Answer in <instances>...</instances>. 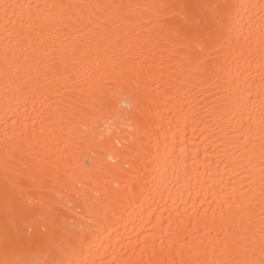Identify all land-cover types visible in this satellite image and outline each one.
<instances>
[{
  "label": "bare ground",
  "instance_id": "1",
  "mask_svg": "<svg viewBox=\"0 0 264 264\" xmlns=\"http://www.w3.org/2000/svg\"><path fill=\"white\" fill-rule=\"evenodd\" d=\"M223 2L0 0V5L40 6L33 9V17L26 24L17 20L15 27L8 25L7 31L0 7V238L10 198L22 189L23 202L33 201L29 206L36 209L34 218L38 223L46 211L43 205L51 202L62 206V211L69 209L64 216L75 220L76 227L83 224L92 232L95 247L91 254L81 256L82 260L98 259L96 249L101 244L108 258L120 264L140 259L138 250L132 255V249L121 247L117 240L126 242L137 232L156 230V217H161L166 226L171 220L173 231H199L205 243L222 246L226 239L239 243L254 234L259 239L258 164L264 142L260 139L262 113L256 94L264 71V9H241L242 28L230 36L226 34L216 47L200 51L185 38L189 29L181 9L165 21L153 18L133 26L120 18H109L106 25L97 28L82 26L76 16L61 23L62 10L45 7ZM227 2L264 4V0ZM24 15L27 19V9ZM6 46L10 72L7 92ZM98 83L117 90L138 84L143 92L150 93L151 140L155 142L159 137L171 145L175 137L176 153L183 161L157 172L152 183L143 186L138 201H125L119 214L109 211L106 218L89 217L84 200L77 199L76 194L111 206L110 198L126 185L139 189L143 181L138 179L140 162L128 151L135 133H129L119 123L94 128L85 115L90 111L85 101L94 88L98 90ZM249 94L256 99L254 107L244 104ZM249 133L255 137L254 158L245 152L244 140L235 139ZM117 138L125 147L116 145ZM221 160L224 162L217 167ZM44 174L56 179H45L41 184ZM77 209L84 219L73 215ZM204 216L207 227L200 222ZM185 256L214 258L211 247L204 254L186 252ZM151 258V251L143 257ZM3 259L0 244V260ZM156 259H168L167 253L161 256L157 252Z\"/></svg>",
  "mask_w": 264,
  "mask_h": 264
},
{
  "label": "snow or ice",
  "instance_id": "2",
  "mask_svg": "<svg viewBox=\"0 0 264 264\" xmlns=\"http://www.w3.org/2000/svg\"><path fill=\"white\" fill-rule=\"evenodd\" d=\"M3 17L5 22V30L8 25L15 27L17 20L21 25L27 23L33 17V9H39L36 5L22 4H4ZM45 7L57 8L62 10L60 22L64 19H72L73 16L79 17L80 24L84 27L95 26L103 27L107 24L109 18H120L125 24L139 26V21L151 22L153 18L157 21H165L167 18L175 14L177 9L184 11V20L189 31L186 33V40L190 45L200 51H204L209 47H216L224 36L236 33L242 28L241 9L261 8L264 4L248 5L229 3L227 0L223 3L216 4H200V5H174L170 3H138V4H80V5H46ZM11 15L9 14V10ZM19 9V13L17 10ZM27 9V19L24 15ZM68 10V11H64ZM15 17V19H14ZM251 27V25H249ZM240 35H243L241 32ZM250 37H245L249 39ZM239 40V36H237ZM264 47V40L261 41ZM242 47V46H241ZM237 49H233L236 52ZM244 53L241 50L240 56ZM5 59V91L7 92L10 72L7 67L8 50L7 46L4 53ZM264 68V64L261 66ZM211 77H209L210 79ZM110 89V90H106ZM256 98L260 101L261 109V130L260 139L264 142V71L261 73V86L256 94ZM153 100L150 93H145L137 84L135 87H121L117 90L114 86L105 83H98V90L93 89L91 97L85 101V105L90 109L85 113L90 120L91 126L100 127L101 124H121L127 128L129 133H135L132 136L128 151L134 153L136 159L140 162L138 169L140 175L139 180L143 181L138 189L132 185H126L125 188L111 197V206L103 201H89L87 196L77 193V199H83L88 210L89 217L101 216L106 218L109 211L113 215L119 214L125 201L136 202L142 196V188L144 185L152 183L155 174L161 170L167 171V167L178 162L182 163L181 157L176 153L175 137L170 145L166 140L161 141L157 137L156 141L151 140L153 133L150 132ZM233 103V101H229ZM244 104L254 107L256 99L251 94L244 98ZM145 137H148L147 139ZM236 140L243 139V148L245 152L254 158L255 137L250 133L243 137H236ZM125 143H128L127 141ZM183 141H181V145ZM118 147H125L120 139H116ZM250 145L253 146L250 149ZM184 149L181 146V154ZM221 160L218 162L223 163ZM252 163V159H249ZM228 165L225 164L227 169ZM260 168V214L261 227L259 229V239L255 234L246 237L239 243H233L226 239L222 246L205 243L200 238L199 231L188 232L185 229L179 231L172 230V221L167 222V226L161 219L156 217V223L153 224L154 231L137 232L134 238L128 239L126 242L117 240L121 247H130L132 255L139 251L140 259L125 260L123 264H264V143L260 147L259 164ZM239 175V173H238ZM56 179L46 174L40 177L42 184L45 179ZM119 187V186H118ZM23 190L20 193L13 194L10 198L8 207L6 208L3 220L2 244L5 259L0 260V264H120L115 258L109 259L107 249L101 244L96 249L99 256L98 259L82 260L81 256L85 253H92L95 247L94 238L91 231L86 230L83 224L76 227L75 220H68L64 216L62 206L54 205L51 202L44 204L46 211L40 217L41 222L38 223L34 218L37 211L34 207H30L33 201L29 200L25 204ZM36 203H42L37 201ZM74 207V206H70ZM74 216H81L77 209L73 212ZM152 216V212H149ZM215 217H213V221ZM151 223V219L148 221ZM202 222L206 227L208 219L202 217ZM190 226V225H189ZM106 231V229H105ZM159 240V248L157 247ZM167 241V245H165ZM211 247L214 258L208 259H192L190 256L186 258L185 254H204ZM100 249H104L103 252ZM151 251L152 258L144 260L143 257ZM157 252L161 256L167 253L168 259H156ZM179 257V259H177Z\"/></svg>",
  "mask_w": 264,
  "mask_h": 264
}]
</instances>
